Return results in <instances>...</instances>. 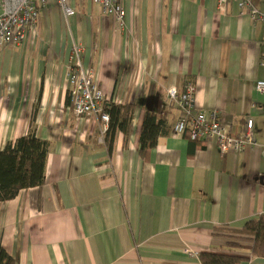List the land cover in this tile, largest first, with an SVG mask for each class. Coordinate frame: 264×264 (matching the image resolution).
Returning a JSON list of instances; mask_svg holds the SVG:
<instances>
[{
	"label": "crops",
	"instance_id": "0c3cea01",
	"mask_svg": "<svg viewBox=\"0 0 264 264\" xmlns=\"http://www.w3.org/2000/svg\"><path fill=\"white\" fill-rule=\"evenodd\" d=\"M36 2L37 21L18 44L0 47V149L33 130L47 142L44 182L0 201V245L16 264H201L202 251L229 250L218 226L239 228L264 215V25L224 12L216 0H121L124 21L92 0ZM264 11V0H255ZM106 103L131 104L127 134L111 147L98 117L76 116L68 100L73 45ZM196 85V110L215 109L232 135L252 118L253 144L221 152L213 137L195 143L173 132L179 114L166 84ZM163 132L142 156V117Z\"/></svg>",
	"mask_w": 264,
	"mask_h": 264
},
{
	"label": "built area",
	"instance_id": "2783aa9c",
	"mask_svg": "<svg viewBox=\"0 0 264 264\" xmlns=\"http://www.w3.org/2000/svg\"><path fill=\"white\" fill-rule=\"evenodd\" d=\"M38 0H0V47L18 44L25 36L28 29H32L37 21ZM42 4L47 0H39ZM101 10L102 15L111 16L113 20L122 25L124 9L121 0H92ZM65 16L74 14V8L68 0H57ZM229 3H235L240 14H248L254 24L264 25V11H261L255 0H216V9L224 12ZM264 43V41H263ZM72 56L69 60L67 80L69 83V104L72 112L78 117L96 116L102 122V132L108 127L109 115L104 107L108 100L106 95L96 83L92 70L81 65L80 46L73 45ZM261 66L264 68V49L262 52ZM258 91H264V79L255 82ZM168 103L174 104L179 114L173 124L176 134L188 133L191 139L204 140L213 137L217 141L221 152L229 149L238 150L244 144H253V119L247 118L241 135H232L228 126L219 120V113L212 109L209 112L196 110L195 92L196 85L192 81L184 84L182 90L174 84H166Z\"/></svg>",
	"mask_w": 264,
	"mask_h": 264
},
{
	"label": "trees",
	"instance_id": "16d2710c",
	"mask_svg": "<svg viewBox=\"0 0 264 264\" xmlns=\"http://www.w3.org/2000/svg\"><path fill=\"white\" fill-rule=\"evenodd\" d=\"M104 109L109 115L104 138L111 147L116 129L125 134L129 132L133 106L106 103ZM163 122V117L154 111L144 112L139 136V152L142 156H146L155 146L158 136L163 132ZM184 134L194 146L196 142L201 141V139H191L187 132ZM46 155L47 142L38 138L33 130L13 142H7L0 149V201L14 198L22 189L42 185ZM214 233L228 238L229 250L239 248V240L249 239L252 241L251 256H264L263 214L247 219L239 228L226 225L215 227ZM199 259L201 264H240L246 257L231 252L202 251L199 253ZM16 263V257L0 245V264Z\"/></svg>",
	"mask_w": 264,
	"mask_h": 264
}]
</instances>
